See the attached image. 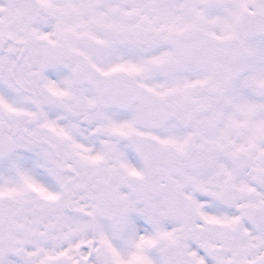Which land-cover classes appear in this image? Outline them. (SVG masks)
I'll return each mask as SVG.
<instances>
[{"label": "snow or ice", "instance_id": "obj_1", "mask_svg": "<svg viewBox=\"0 0 264 264\" xmlns=\"http://www.w3.org/2000/svg\"><path fill=\"white\" fill-rule=\"evenodd\" d=\"M0 264H264V0H0Z\"/></svg>", "mask_w": 264, "mask_h": 264}]
</instances>
